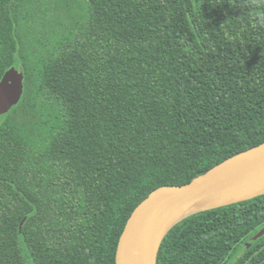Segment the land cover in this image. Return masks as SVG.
I'll return each mask as SVG.
<instances>
[{
    "label": "trees",
    "instance_id": "trees-1",
    "mask_svg": "<svg viewBox=\"0 0 264 264\" xmlns=\"http://www.w3.org/2000/svg\"><path fill=\"white\" fill-rule=\"evenodd\" d=\"M13 67L0 264H116L153 191L264 143V0H0ZM262 229L264 196L192 215L158 264H264Z\"/></svg>",
    "mask_w": 264,
    "mask_h": 264
},
{
    "label": "water",
    "instance_id": "water-1",
    "mask_svg": "<svg viewBox=\"0 0 264 264\" xmlns=\"http://www.w3.org/2000/svg\"><path fill=\"white\" fill-rule=\"evenodd\" d=\"M24 79L15 67L5 73L0 82V116L21 102ZM260 196H264V143L222 162L189 184L153 191L128 220L119 241L116 264H158L161 245L179 222ZM262 237L264 229L255 239Z\"/></svg>",
    "mask_w": 264,
    "mask_h": 264
}]
</instances>
